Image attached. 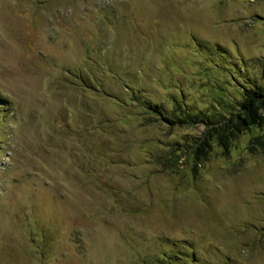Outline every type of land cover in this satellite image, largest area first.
<instances>
[{
	"label": "rangeland",
	"instance_id": "obj_1",
	"mask_svg": "<svg viewBox=\"0 0 264 264\" xmlns=\"http://www.w3.org/2000/svg\"><path fill=\"white\" fill-rule=\"evenodd\" d=\"M253 84L264 0H0V264H264V128L194 161L163 120Z\"/></svg>",
	"mask_w": 264,
	"mask_h": 264
},
{
	"label": "trees",
	"instance_id": "obj_2",
	"mask_svg": "<svg viewBox=\"0 0 264 264\" xmlns=\"http://www.w3.org/2000/svg\"><path fill=\"white\" fill-rule=\"evenodd\" d=\"M94 64L95 63H91L89 69H93ZM88 71H86L85 74H87ZM90 72L91 70L89 73ZM85 74L82 72L78 73L77 76L79 78H77V80L81 82L80 84H76L78 87L80 85L82 86L81 89L84 88V90L87 89L88 91H102L106 94L103 85L94 83L96 80L92 82ZM114 83V85L120 86L122 90L125 91L126 95L124 96H129L131 94V97H129L130 99H124L122 93L119 95L118 92H116V96H111L115 101H121L120 103L125 105V100H135L139 102L138 104H140V106H145L149 111L151 110L157 115H162L159 112L160 109L155 103L147 104L145 101L146 91L141 87L137 77L133 76L132 80L128 81L125 77L117 75L114 76ZM128 88L129 90L126 91ZM132 95L136 96L137 100L134 96L133 98ZM175 103L177 104L178 102L175 101ZM182 105L183 104L181 103L179 106H176L179 107V110L176 112H180L181 117L178 116V114L175 115L170 112L167 116H163V120L172 126L197 125L200 123L205 125L203 135L200 138H197L194 144H184V153L191 154L194 161L201 157L208 158V156L205 155L210 152V148L214 146V144L227 149L235 140L240 138L242 134H253V132H259L260 129L262 131L264 128V87L257 84H253L251 88L244 90L242 99L238 102V106L233 109V111L231 110V113H228L229 115L221 113L216 117H212L205 113L191 114L190 112H187L185 116L184 113H181L183 110L181 108L183 107ZM251 137L248 146L249 152H263L264 132L260 135L253 134ZM176 156H178V152H176Z\"/></svg>",
	"mask_w": 264,
	"mask_h": 264
}]
</instances>
